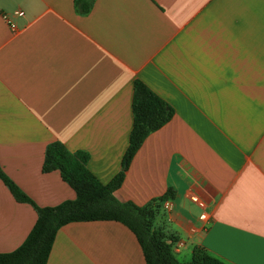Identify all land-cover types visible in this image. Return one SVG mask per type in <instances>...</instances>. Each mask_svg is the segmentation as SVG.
Listing matches in <instances>:
<instances>
[{
    "label": "crops",
    "instance_id": "obj_1",
    "mask_svg": "<svg viewBox=\"0 0 264 264\" xmlns=\"http://www.w3.org/2000/svg\"><path fill=\"white\" fill-rule=\"evenodd\" d=\"M22 9L13 17L4 12ZM175 113L134 155L121 201L145 205L168 188L154 226L227 264H264V0H0V164L38 206L75 199L47 145L89 154L108 183L133 127L134 81ZM195 197V200L191 198ZM206 213L202 219L201 214ZM38 218L0 178V253ZM46 264H146L135 234L111 220L61 226Z\"/></svg>",
    "mask_w": 264,
    "mask_h": 264
},
{
    "label": "trees",
    "instance_id": "obj_2",
    "mask_svg": "<svg viewBox=\"0 0 264 264\" xmlns=\"http://www.w3.org/2000/svg\"><path fill=\"white\" fill-rule=\"evenodd\" d=\"M82 13H88L93 0H74ZM175 113L174 107L158 95L141 79L134 81L133 127L129 145L122 158L121 170L108 182L103 183L88 168L89 154L70 151L62 142L47 145L43 170H59L62 178L76 192L75 199H67L54 206H38L12 180L0 164V178L19 201L29 202L38 212V218L23 243L11 252L0 253V264H46L59 228L74 221L111 220L125 224L136 236L143 249L146 264H227L196 245L189 261H180L174 254L169 236L154 226L162 201L175 196L168 188L161 196L145 205L119 200L114 191L125 178L134 155L145 138L166 124Z\"/></svg>",
    "mask_w": 264,
    "mask_h": 264
},
{
    "label": "built area",
    "instance_id": "obj_3",
    "mask_svg": "<svg viewBox=\"0 0 264 264\" xmlns=\"http://www.w3.org/2000/svg\"><path fill=\"white\" fill-rule=\"evenodd\" d=\"M23 15H24V11L22 9H15L11 13L10 12H4L2 14V17L9 24V26H11L12 29H16V23L13 21V17L23 16ZM191 198L193 200H195L194 196H191ZM164 207L167 208V209H170L171 208V202L169 200H165L164 201ZM201 218L205 219L206 218V213H202L201 214ZM168 241L171 243L172 248L174 250H178V248L180 246H182L183 243H184L182 240H177V239H170Z\"/></svg>",
    "mask_w": 264,
    "mask_h": 264
}]
</instances>
